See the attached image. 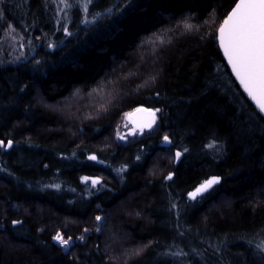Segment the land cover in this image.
<instances>
[{
  "label": "trees",
  "instance_id": "16d2710c",
  "mask_svg": "<svg viewBox=\"0 0 264 264\" xmlns=\"http://www.w3.org/2000/svg\"><path fill=\"white\" fill-rule=\"evenodd\" d=\"M235 2L0 0V264H264V116L216 45Z\"/></svg>",
  "mask_w": 264,
  "mask_h": 264
},
{
  "label": "snow or ice",
  "instance_id": "6c2138e0",
  "mask_svg": "<svg viewBox=\"0 0 264 264\" xmlns=\"http://www.w3.org/2000/svg\"><path fill=\"white\" fill-rule=\"evenodd\" d=\"M59 4L69 6L68 0H58ZM79 3L80 0H77ZM92 0H83V11L88 12L87 5ZM60 8L59 11H63ZM2 15V14H0ZM87 22V21H85ZM189 29L190 25L187 26ZM9 29L13 30V26L9 24ZM67 32V27L65 26ZM220 46L224 49L225 56L228 58L229 64L232 66V70L235 73L237 79L243 85L248 95L256 102L259 114L264 116V0H240L236 7L225 19L224 23L219 29ZM23 47V45H21ZM52 47V45H49ZM137 112H147L150 119L140 126V131L143 133L144 128L151 129L155 123V112L148 109H137ZM157 111H159L157 109ZM131 131L128 134L132 135ZM117 137L120 140H124L125 136L117 133ZM163 141L166 144H170L171 141L167 135L163 137ZM12 141H8L7 145H4L3 141H0V147H11ZM211 147V146H210ZM182 153L176 152V159L179 160ZM89 160L97 161L95 155H90ZM139 159V157H137ZM103 163V161H99ZM118 171H123L119 169ZM172 175L169 174L165 179H171ZM82 182L87 183L91 180V185L95 187L100 183L99 178L82 177ZM219 177H212L204 181L195 191L188 193L189 199L195 200L198 196L210 189L214 184L219 183ZM52 187L59 188V185H52ZM102 218L96 217L97 221ZM20 223L19 221H13V225ZM87 231V230H85ZM83 239V237H81ZM53 240L57 241L62 248H67L71 237L64 239L60 232H57L53 237ZM172 255H184L183 253H172Z\"/></svg>",
  "mask_w": 264,
  "mask_h": 264
},
{
  "label": "water",
  "instance_id": "95a60500",
  "mask_svg": "<svg viewBox=\"0 0 264 264\" xmlns=\"http://www.w3.org/2000/svg\"><path fill=\"white\" fill-rule=\"evenodd\" d=\"M236 2L234 3V5L231 7V9L229 10V12L226 14L225 18L223 19V21L221 22V24L219 25V27L217 28V31H216V40H217V44L218 45V48L220 50V55H222L223 59L225 60V63L226 65L228 66L230 72L232 73V76L235 78V80L237 81V83L239 84L238 86L241 87V89L243 90V92L247 95V97L250 99V101L255 105V107L257 108V105H256V102L248 95V93L245 91L243 85H241L240 81L237 79L235 73L233 72L232 70V66L231 64H229L228 62V58L225 56V53H224V49L221 48L220 46V40H219V29L221 27V25L224 23L225 19L228 17V15L232 12V10L236 7V5L240 2V0H235ZM137 109H147V108H144V107H140V108H137ZM135 109L134 112L132 111L130 114H129V118L131 120L130 123H132V127L135 128V129H140V126L143 125L144 123H146L150 117L148 115L147 112H137ZM258 109V108H257ZM148 110H151V109H148ZM152 112H154L153 110H151ZM155 120H156V114H155ZM154 125V124H153ZM144 129H148V128H144ZM201 185V184H200ZM199 185V186H200ZM198 186V187H199ZM197 188V187H196ZM195 188V189H196ZM195 189L193 191H195ZM192 191V192H193Z\"/></svg>",
  "mask_w": 264,
  "mask_h": 264
},
{
  "label": "rangeland",
  "instance_id": "374dc122",
  "mask_svg": "<svg viewBox=\"0 0 264 264\" xmlns=\"http://www.w3.org/2000/svg\"><path fill=\"white\" fill-rule=\"evenodd\" d=\"M9 39H10V42L12 43L11 45L14 46V44H16V42H17V37L14 34L10 33ZM131 125H132V123H131Z\"/></svg>",
  "mask_w": 264,
  "mask_h": 264
}]
</instances>
